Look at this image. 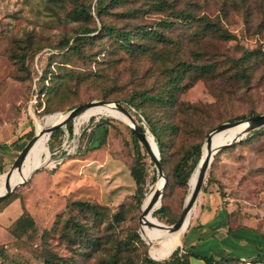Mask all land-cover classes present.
Here are the masks:
<instances>
[{"label": "rangeland", "instance_id": "rangeland-1", "mask_svg": "<svg viewBox=\"0 0 264 264\" xmlns=\"http://www.w3.org/2000/svg\"><path fill=\"white\" fill-rule=\"evenodd\" d=\"M78 1L0 0V174H4L35 131L37 138L20 167L37 164L44 154V118L87 100H116L146 128L124 100L139 87L151 89L160 80L155 64L167 62L168 58L119 51L116 62L109 63V56L115 54L102 49L105 42H79V51L66 49L63 38L77 34L82 26L69 16ZM197 2L199 12L220 15L223 26L235 35L223 42L202 43L206 49L214 46L218 50V61L224 54L240 55L243 49L259 48L264 52V0ZM93 3L94 0L89 1V28L98 25ZM114 16L106 14L110 21L118 22ZM69 41L67 44H71ZM190 45L185 44L180 52L187 60L192 59ZM256 64L245 80L221 74L211 79L198 78L177 96L174 115L163 126L162 121L156 120L162 146L161 169L167 183L163 184L159 202L146 222L149 230L167 235L164 225L173 223L181 211L190 179L181 182L172 173L181 157L189 153L192 159L196 143L202 153L205 134L214 125L229 118L264 113V61ZM78 115L66 122L74 137L80 138L77 151L73 153L75 145L73 137L68 136L66 123L49 135L46 131L47 159L14 187V200L0 213V264H43V259L51 255L75 264H93L112 253L118 254L120 261L126 257L138 261L146 254L161 262L175 247L183 250L184 242L196 237H201L195 247L200 253L224 249L242 255L239 258L250 264L264 257V124L212 155L179 242L172 250L152 254L150 250L156 249L158 243L142 236L139 217L145 194L148 189L147 196L151 191L155 194L162 178H157L153 162L143 154L145 174L138 182L133 179L130 168L135 152L128 125L107 114H92L77 124ZM99 121L101 125H96ZM58 148L67 149L70 154L53 166ZM214 192L218 199L216 207L209 205ZM78 202L96 204V212ZM20 207L27 211L33 226L14 238L3 225L7 215H14ZM71 220L84 225L87 235L96 243L87 244L79 235L75 237ZM236 224L242 226L239 242L234 234L228 235L223 229L227 226L229 231ZM212 231L215 239L205 238ZM192 260V264H204L200 258Z\"/></svg>", "mask_w": 264, "mask_h": 264}, {"label": "trees", "instance_id": "trees-1", "mask_svg": "<svg viewBox=\"0 0 264 264\" xmlns=\"http://www.w3.org/2000/svg\"><path fill=\"white\" fill-rule=\"evenodd\" d=\"M89 1L79 0L69 11L70 18L78 20L79 25L82 26L78 28L77 34L63 38L62 42H65L66 49L79 51V42H105V48L102 49L110 55L115 54L109 56V63L116 62L120 54L119 51L131 55L147 53L168 58L167 62L161 61L155 64L160 72V80L152 85L151 89L145 86L139 87L133 90L132 94L124 100L128 108L136 114L137 120L143 121L155 139L160 166L162 163V146L156 120L162 121L161 125L163 126V123L174 115L173 105L177 100V96L201 77L211 79L221 74L224 77L233 75L245 80L248 77L249 69H254L258 61H264V52L259 48L243 49L240 55L236 56L224 54L223 61H218V50L214 49L213 45V49H206L202 46V43L223 42L234 39L235 35L223 26L220 15L199 12L196 8L197 0H94L92 10L98 18V25L91 28L87 27L86 24L87 20L91 18ZM115 7L121 8L116 12H112L111 8ZM111 13L115 15V19L119 20L118 22L115 20L110 21L106 17V14ZM150 14L154 15L150 16ZM91 30L92 33L89 34ZM68 41L71 44H67ZM187 43H191L189 47L190 54H192L191 60H187L180 55L181 49ZM201 55H203V58ZM44 77L45 75H43ZM179 103L181 102L179 101ZM188 105L196 106V104ZM55 116L44 118L42 124L44 125ZM229 120H234V118H229ZM99 124L101 125V121L96 123V125ZM66 125L70 133V124L66 123ZM130 136L135 152L130 173L135 182H138L145 174L141 158L143 154L146 156L148 154L134 134L130 132ZM38 145L39 143H36L37 147ZM76 145L77 148L80 146V138L77 139ZM199 148L200 144L196 143L194 145V157L191 159L190 154L185 153L179 162L172 167V173L179 181L184 182L187 177L189 179L197 165H195L196 160L199 154L201 155ZM205 148L206 143L202 145V155L205 153ZM166 183L167 179L164 186ZM14 189L0 198V207L13 196ZM74 203L77 206V201ZM78 204L90 212H96V204L94 203L78 202ZM156 210L159 211L160 206ZM70 224L75 237L79 235L87 244L94 245L96 243L94 238L87 235L84 225L78 224L77 220H71ZM30 226H33L32 220L22 207L20 214L7 227V231L12 237L19 238ZM2 248L3 245L0 244V255H2ZM190 255L200 258L204 264H250V261L242 260L232 254L225 253L213 257L210 254L200 255L189 249L180 250L177 247L169 253L167 259L161 262L151 259L146 254H143L138 261L129 257L120 261L118 254L112 253L93 264H189ZM252 261L253 264H264V257ZM43 264L75 263L69 262L61 256L51 255L43 259Z\"/></svg>", "mask_w": 264, "mask_h": 264}, {"label": "bare ground", "instance_id": "bare-ground-1", "mask_svg": "<svg viewBox=\"0 0 264 264\" xmlns=\"http://www.w3.org/2000/svg\"><path fill=\"white\" fill-rule=\"evenodd\" d=\"M82 110L78 113L79 115L76 117L77 124L83 120H86L89 115H92V114H104L105 115V114H107V115H110V116L122 121L126 125H131L130 117L128 115H126L123 111H121L120 109L114 107L111 102L102 103V104H93V105L85 107ZM56 113H57V115L55 117H53L52 119L48 120L43 125V127L41 129V137H42V139H44L43 140L44 141V154L41 158H39L40 161L35 165H31V166L25 165V166L19 167L18 169L14 168L13 171H11V173L8 176V182L10 185L14 184L16 182H19L20 180L25 178L29 174V172L31 170H33V168H35L37 166L39 167L47 159V152H48L47 146H46V140L48 137V135L46 134L47 127L53 123L60 121L65 116V113L62 111L51 113L48 116H50L52 114H56ZM244 126H245V122L243 121L240 123H236L233 125L222 127L220 129L214 131L210 135L208 145L206 144L205 153L203 155L201 153V157H200V160H202L204 157H207L206 163L202 169V180L205 176L208 164L210 162V154H211L213 148L219 144L227 142L228 140L232 139L236 135H239L242 132ZM143 134H144V138L147 141L149 148L151 149L153 154H156L158 156L156 143H155L152 135L149 133V131L146 128L144 129ZM36 138H37V136H36ZM36 138H35V140H36ZM33 142L27 147L24 155L28 152V150L30 149ZM24 155H23V157H24ZM200 160L198 161L196 167L194 168V171L192 172V174L190 176L189 181L187 182L188 188H187V194H186L185 201L187 200L188 196L190 195L191 191L193 190L197 176L200 173V167H201V161ZM33 163H34V159H32L31 164H33ZM159 177L162 178L161 176L157 175V178H159ZM161 183H162V181H161ZM161 183L159 184L158 188L161 187ZM4 189H5V175L2 174L0 176V193L2 191H4ZM148 191H149V189H148ZM148 191H147V193H148ZM147 193L145 194L144 201H143V204L141 206L142 207V213L139 217L140 232H141L143 237H146L149 240H154L158 243V247L156 249L150 250V253L162 254V253L168 251L169 249H171L176 243L179 242V240L181 238V234L186 229V226L189 222L190 212H191V209H192L194 203L191 205L189 210L184 214L182 221L177 228L168 229L166 227L167 225H164L168 230V234L167 235H160V234L154 232L153 230H149L146 227L147 220L150 218L151 214L153 213L154 208L156 207V205L159 202V198H157L153 203L150 204L148 202V204L146 205V202L152 196L153 191L149 192L148 196H147Z\"/></svg>", "mask_w": 264, "mask_h": 264}, {"label": "water", "instance_id": "water-1", "mask_svg": "<svg viewBox=\"0 0 264 264\" xmlns=\"http://www.w3.org/2000/svg\"><path fill=\"white\" fill-rule=\"evenodd\" d=\"M111 102L112 105L118 109H120L121 111H123L126 115H128L131 119V125H128L130 131L134 134V136L139 140V142L142 144V146L144 147V149L146 150L150 160L153 162L154 166H155V171L156 174L162 177V183H161V187L159 188L158 192H156L155 194H153L150 197L149 203H153L157 198H159V194L160 191L162 189V186L164 184L165 181V176L163 174V171L161 169L160 163H159V158L156 154H153V152L151 151V149L149 148V145L147 143V141L144 138V128L143 126L139 125L137 123V121L133 118L132 114L130 113V111L123 106L121 103H119L116 100L113 101H105L103 99H91V100H87L85 102L82 103H78L75 104L73 106H71L70 108L63 110L62 112L65 113V116L58 122L51 124L50 126L47 127V133L48 135L51 133V131L57 127H60L61 125H64L68 120H70L71 118H73L76 114H78L82 109H84L87 106L93 105V104H102V103H109ZM245 122V126L242 130V132L239 135H236L235 137H233L232 139L228 140L227 142H224L222 144H219L217 146H215L210 154V160L212 158V155L219 150L222 146L230 144L232 141H234L235 139H237L239 136H241L242 134H244L245 132L249 131L250 129H253L261 124H264V113H258V114H254L251 116H247L244 118H239V119H235V120H229V121H223L220 122L216 125H214L211 129H209L204 137V141L207 145H208V141H209V137L210 135L225 126H229V125H233L236 123H240V122ZM37 136V132L35 131L25 142L24 144L21 146V148L18 150L17 154L15 155L14 159L12 160L10 166L8 167V169H6L4 171V175H5V189L4 191H2L0 193V198L5 196L6 194H8L15 186L19 185L20 183H22L25 178H23L22 180H20L19 182H16L14 184H9L8 182V176L11 173V171L15 168L18 169L20 167L21 164V160L23 158V155L27 149V147L35 140ZM200 160V156L197 160ZM207 157H204L201 161V167H200V173L197 176L195 185L193 190L191 191L190 195L188 196L187 200L184 201V204L181 208V211L178 215V217L176 218V220L171 223V224H166L168 229H175L177 228L181 221L182 218L184 216V214L189 210V208L191 207V205L194 203L195 198L197 196V193L199 191L201 182H202V169L206 163ZM196 163V164H197ZM195 164V165H196ZM141 211H142V207H141Z\"/></svg>", "mask_w": 264, "mask_h": 264}, {"label": "crops", "instance_id": "crops-1", "mask_svg": "<svg viewBox=\"0 0 264 264\" xmlns=\"http://www.w3.org/2000/svg\"><path fill=\"white\" fill-rule=\"evenodd\" d=\"M215 193V192H214ZM211 199H212V202L209 204L210 206H212V207H216V203H218V199H217V196H216V193L214 194V195H211ZM14 200V197L12 196L6 203H4L1 207H0V213L12 202ZM16 201V200H15ZM18 203L20 204V206H21V198L20 197H18ZM21 210H22V207H20V210L17 212V213H15L14 215H7V220H6V223H4V228H5V230L7 231V227L11 224V222L20 214V212H21ZM239 227L240 228H242V226H239V224H236V226L235 227H231L230 228V230L228 231V229H227V226L225 227V228H223L224 229V231L225 232H228V235H230V234H234L235 235V237L237 238V242H239ZM8 232V231H7ZM8 234L10 235V236H12L9 232H8ZM215 232L214 231H212V232H210L208 235H206L205 236V238H207V239H215ZM227 235V236H228ZM263 235H264V233H263ZM200 238L201 237H196V239H194L193 241H191V242H188V243H185L184 242V245H185V248L186 249H189V250H191L192 252H194V253H197V254H200V255H208V254H204V253H200L199 251H196L195 250V247H196V245L199 243V241H200ZM184 239H185V237H184ZM225 253H227V254H232V255H235V256H237V257H240V258H243V256L242 255H239V254H233V253H230V252H227V251H225L224 249H222L221 251H217L216 253H209L210 255H212L213 257H218V256H220V255H222V254H225ZM193 257L194 256H192V255H190L189 256V264H192V262H193ZM198 258V257H197Z\"/></svg>", "mask_w": 264, "mask_h": 264}, {"label": "built area", "instance_id": "built-area-1", "mask_svg": "<svg viewBox=\"0 0 264 264\" xmlns=\"http://www.w3.org/2000/svg\"><path fill=\"white\" fill-rule=\"evenodd\" d=\"M67 132H68V131H67ZM68 136L73 137V143H74V145H75V147H74V149H73V153H74V152L76 151V148H77V145H76L77 136L74 137V134H73V131H72V130L70 131V133L68 132ZM55 153H56V154H55ZM54 154L56 155L57 160L53 163V166L57 165V164L61 161V159H62L63 157L68 156L70 153L67 152V149H65V148H58V149L54 152Z\"/></svg>", "mask_w": 264, "mask_h": 264}]
</instances>
